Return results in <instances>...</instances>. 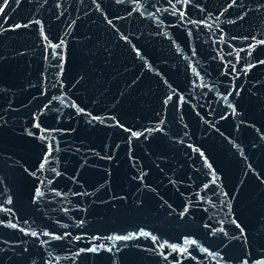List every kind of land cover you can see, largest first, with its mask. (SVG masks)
Instances as JSON below:
<instances>
[{"label": "water", "instance_id": "obj_1", "mask_svg": "<svg viewBox=\"0 0 264 264\" xmlns=\"http://www.w3.org/2000/svg\"><path fill=\"white\" fill-rule=\"evenodd\" d=\"M0 264H264V0H0Z\"/></svg>", "mask_w": 264, "mask_h": 264}]
</instances>
